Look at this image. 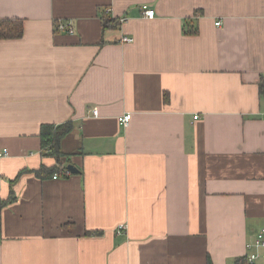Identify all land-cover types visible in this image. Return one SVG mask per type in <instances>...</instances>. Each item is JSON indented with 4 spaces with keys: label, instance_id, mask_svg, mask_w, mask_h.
Here are the masks:
<instances>
[{
    "label": "crops",
    "instance_id": "obj_1",
    "mask_svg": "<svg viewBox=\"0 0 264 264\" xmlns=\"http://www.w3.org/2000/svg\"><path fill=\"white\" fill-rule=\"evenodd\" d=\"M0 18L23 22L0 40V264L247 257L264 227V0H0ZM65 123L56 162L40 126Z\"/></svg>",
    "mask_w": 264,
    "mask_h": 264
},
{
    "label": "trees",
    "instance_id": "obj_2",
    "mask_svg": "<svg viewBox=\"0 0 264 264\" xmlns=\"http://www.w3.org/2000/svg\"><path fill=\"white\" fill-rule=\"evenodd\" d=\"M119 21L118 20H107L106 18H102V25L103 28L107 27L108 25L115 26ZM187 33H195L196 27H193V24L188 26ZM23 34V22L20 19L14 18H0V40L1 39H16L21 37ZM69 131V125L65 124H42L40 126V146L42 151H45L47 155L52 156L55 158L56 162L59 161L61 156L68 155L67 153H63L60 150V140L61 138ZM62 169L58 168L56 164L51 166L50 168L46 169L43 166L40 167L38 170H35L37 175H48V174H56L61 173ZM22 173V172H21ZM20 173V174H21ZM67 172H64L66 175ZM19 176V175H18ZM13 183V181H11ZM13 194H10V198L6 201H10L13 199ZM0 203L1 205L4 203ZM207 264H211L210 259H207ZM235 264H251L248 262L247 257H239L235 259Z\"/></svg>",
    "mask_w": 264,
    "mask_h": 264
},
{
    "label": "built area",
    "instance_id": "obj_3",
    "mask_svg": "<svg viewBox=\"0 0 264 264\" xmlns=\"http://www.w3.org/2000/svg\"><path fill=\"white\" fill-rule=\"evenodd\" d=\"M141 10H142L143 15L145 17H147V18H152L154 16V10L151 9V8H147L146 6H143ZM123 19L124 18H119V21L122 22ZM214 24L218 25L219 22H215ZM56 30H59V31L65 30V31H67L69 33H72V31H73L72 27L67 26L66 24H64L62 22L57 23ZM122 39H123V41H129L130 40V38H127L125 36ZM93 114L96 115V110H93ZM193 118L196 119L197 115L193 116ZM130 119H131V113L130 112H125V113H122L119 116H117V121L121 125L128 124ZM3 153H6V150L3 151ZM56 177H57V175L53 174V178H56ZM122 228H123V225H119L118 226L119 230L122 229ZM261 246H264V227L261 228V230L256 234L255 240H254L253 243L246 244V248L249 251V253L247 255V260L249 262H252V261H254L257 258V254L252 251L253 248H258V247H261ZM262 257L264 259V255Z\"/></svg>",
    "mask_w": 264,
    "mask_h": 264
},
{
    "label": "water",
    "instance_id": "obj_4",
    "mask_svg": "<svg viewBox=\"0 0 264 264\" xmlns=\"http://www.w3.org/2000/svg\"><path fill=\"white\" fill-rule=\"evenodd\" d=\"M66 169L71 172V173H74L77 171V169L72 165V164H67L66 165Z\"/></svg>",
    "mask_w": 264,
    "mask_h": 264
},
{
    "label": "rangeland",
    "instance_id": "obj_5",
    "mask_svg": "<svg viewBox=\"0 0 264 264\" xmlns=\"http://www.w3.org/2000/svg\"><path fill=\"white\" fill-rule=\"evenodd\" d=\"M69 155H70V154L66 155V157H65V156H63V157L66 159V158H68V157H69Z\"/></svg>",
    "mask_w": 264,
    "mask_h": 264
}]
</instances>
